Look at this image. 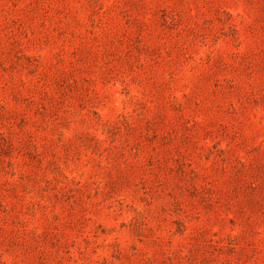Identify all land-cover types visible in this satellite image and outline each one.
Listing matches in <instances>:
<instances>
[{
    "label": "rangeland",
    "instance_id": "1",
    "mask_svg": "<svg viewBox=\"0 0 264 264\" xmlns=\"http://www.w3.org/2000/svg\"><path fill=\"white\" fill-rule=\"evenodd\" d=\"M0 264H264V0H0Z\"/></svg>",
    "mask_w": 264,
    "mask_h": 264
}]
</instances>
